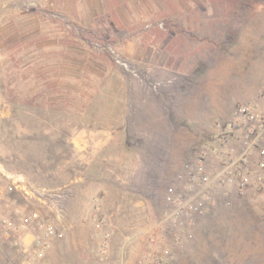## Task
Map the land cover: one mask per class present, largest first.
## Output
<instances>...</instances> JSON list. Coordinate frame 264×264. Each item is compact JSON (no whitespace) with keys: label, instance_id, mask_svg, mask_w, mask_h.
<instances>
[{"label":"rangeland","instance_id":"obj_1","mask_svg":"<svg viewBox=\"0 0 264 264\" xmlns=\"http://www.w3.org/2000/svg\"><path fill=\"white\" fill-rule=\"evenodd\" d=\"M33 1L0 2V165L23 174L33 186L64 191L67 218L63 237L47 242L41 249L31 247L25 251L24 243L31 241L29 236L11 234L3 238L0 264H79L83 252L89 256L87 264H116L123 259L137 264L164 208L165 188L175 175L158 181L148 178L145 157L139 165L134 161L133 151L141 147L131 145L134 139L129 129L128 150L124 148L128 154L120 155L119 147H114L107 154V165L101 167L109 187L104 199L97 202L96 177L92 176L93 171L98 173L97 166L96 170H87L89 165L82 159L86 150L75 146L72 140L81 128L79 118L90 105L89 94L100 90L103 77L94 72L99 70L97 66H84L85 57L77 49L86 47L79 40L81 32L75 26L68 29L65 20L54 19V24L52 19L39 20L34 15L37 7ZM164 2L169 14L158 19L176 16L173 25L202 27V36L196 37H203L220 50L237 45L243 37L251 46L255 47L259 39L264 44V0ZM165 20L160 26L171 24L172 19ZM34 26L49 33L55 27L68 43L65 45L72 41L76 48L74 65L51 64L66 52L47 47L37 50L33 37L25 41L24 30ZM64 28L68 33H64ZM104 30L102 26L95 35H81L95 49L93 57L107 65V74L118 66L130 76L146 77L145 71L123 61L119 51L102 40L100 32ZM149 83L142 84L149 87ZM261 86L264 92V84ZM128 120L132 122L130 116ZM148 121L146 115L140 120ZM139 132L135 131L134 136ZM203 143L201 147L210 146L207 138ZM84 176H91L92 180L86 182L81 179ZM84 187L88 188L92 203L86 201V195H77ZM138 190L145 193L137 194ZM229 198V206L220 201L196 220L192 239L175 250L176 258L171 264H264V184L242 195L233 193ZM18 201L23 203L22 198ZM70 217L78 221L75 226L69 222ZM98 218L105 220L100 228L95 223ZM148 226L149 231L144 229ZM139 228L143 230L135 235L133 232ZM73 234L79 244H86L73 245ZM104 234L110 239L108 261H101L97 252Z\"/></svg>","mask_w":264,"mask_h":264},{"label":"crops","instance_id":"obj_2","mask_svg":"<svg viewBox=\"0 0 264 264\" xmlns=\"http://www.w3.org/2000/svg\"><path fill=\"white\" fill-rule=\"evenodd\" d=\"M33 2L37 7L34 15L39 20L52 19V24L54 19L65 20L68 29L75 26L81 32L78 39L87 48L77 49L85 57L84 66H97L99 70L94 72L103 77L100 90L89 94L90 105L79 118L81 128L76 130L77 135L72 140L75 146L86 150L82 159L89 165L87 170L92 171L97 166L98 173L93 171L92 176L96 177L98 203L109 187L101 167L107 165V154L114 147H119L120 155L128 154L129 129L134 139L131 145L141 147L133 151L134 161L139 165L144 162V156L147 177L158 181L173 177L185 161L192 159L205 144L204 139L210 141L214 122L227 120L237 105L263 108L264 96L260 88L264 84V44L261 39L254 47L243 37L237 45L220 50L209 40L196 37L202 36V27L189 29L173 25L178 19L176 16L167 15L166 18L172 19L171 24L160 26L166 18L158 19V16L169 14L164 0ZM38 26L24 30L25 41L33 37L37 50L47 47L66 52L51 64L74 65L76 48L73 42L65 45L68 43L62 40L55 27L49 33ZM102 26L105 27L100 32L102 40H106L112 50L117 49L123 61L145 71L146 77L130 76L118 66L107 74V65L93 57L95 49L82 37L99 33L97 28L102 29ZM67 28L63 29L64 33H68ZM146 82L162 85L154 90L142 84ZM145 115L149 121L140 122ZM135 131L141 133L135 137ZM81 179L92 180L91 176ZM87 187L79 189L77 195H86V201L92 203ZM83 217L84 214L81 219ZM69 222L75 226L78 221L70 217ZM150 228L144 229L149 231ZM140 230L143 229L133 233L136 235ZM71 242L76 247L86 244H79L74 234ZM81 254L79 264H87L89 256ZM116 264L131 262L123 259Z\"/></svg>","mask_w":264,"mask_h":264},{"label":"built area","instance_id":"obj_3","mask_svg":"<svg viewBox=\"0 0 264 264\" xmlns=\"http://www.w3.org/2000/svg\"><path fill=\"white\" fill-rule=\"evenodd\" d=\"M161 85L149 83L154 90ZM212 128L210 146L196 151L166 186L164 208L137 264H171L175 250L192 239L196 220L207 210L220 201L229 206L231 194L264 184V107L237 105L227 120L215 121ZM66 199L64 191L33 186L23 174L0 165V242L11 234L29 236L27 251L61 239ZM104 222L98 218L95 223L100 228ZM109 243L104 234L97 249L101 261L109 259Z\"/></svg>","mask_w":264,"mask_h":264}]
</instances>
